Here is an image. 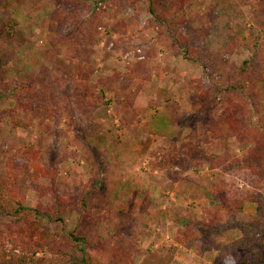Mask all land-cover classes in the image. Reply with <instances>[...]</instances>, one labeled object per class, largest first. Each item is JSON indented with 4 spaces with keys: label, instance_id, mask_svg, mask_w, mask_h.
<instances>
[{
    "label": "rangeland",
    "instance_id": "374dc122",
    "mask_svg": "<svg viewBox=\"0 0 264 264\" xmlns=\"http://www.w3.org/2000/svg\"><path fill=\"white\" fill-rule=\"evenodd\" d=\"M184 9L186 22L173 33L149 25L143 0H0V20H18L13 34L0 21V56L14 79L32 82L49 69L56 75L32 85L26 109L0 99V176L3 150L34 145L68 199L63 221L44 219V228L111 236L132 264H228L225 257L238 258L237 230L208 251L189 239L188 231L205 235L197 223L209 207L203 188L214 179L215 188L242 200L239 218L255 213L248 194L264 198V176L210 163L223 150L203 127L225 105L217 88L240 76L250 54L239 42L251 27L264 36V13L254 17L249 0H186ZM186 44L225 51L228 60L195 63L183 56ZM234 99L264 126V85ZM230 146L240 157L244 147ZM85 186L93 190L89 214L69 201ZM27 200L49 205L54 197L30 191ZM12 222L0 215V231ZM257 227L264 230V218ZM10 247L0 237V264H16Z\"/></svg>",
    "mask_w": 264,
    "mask_h": 264
},
{
    "label": "trees",
    "instance_id": "16d2710c",
    "mask_svg": "<svg viewBox=\"0 0 264 264\" xmlns=\"http://www.w3.org/2000/svg\"><path fill=\"white\" fill-rule=\"evenodd\" d=\"M249 1L254 17L257 12L264 13V0ZM143 3L149 14V25H164L169 31L177 33L178 26L186 22V0H143ZM0 21L7 34H13L18 27V20L11 15H4ZM181 38L178 34L177 39ZM239 44L250 54L239 64L240 76L217 88L225 105L219 113H209L203 121V127L206 132L218 137L223 150L211 153L210 163L222 168L245 169L251 175L262 178L264 126L252 123L249 109L235 100L234 94L249 87L264 85V36L260 30L251 27ZM183 52L185 58L195 63H199L203 57L208 65L216 64L218 59L226 62L229 56L219 49L213 51L206 46L193 49L187 44L183 46ZM81 71H78L80 79L83 78ZM55 76L54 71L49 69L32 82L16 81L11 68L3 64L0 56V99L9 100L14 110L22 107L26 109L33 92L32 85L43 84L46 79ZM20 120L18 116L14 118V122ZM232 140L244 147L240 157L232 155ZM3 154L0 215L12 218L13 222L0 231V237L9 240L10 248L16 253V264H132L131 253L115 245L111 236H88L86 227H62L56 232L45 229L44 219L63 221L62 213L68 200L57 192L52 168L47 169L38 162L37 149L32 144L22 145L12 152L3 150ZM44 179L47 182H43ZM213 181L203 188L209 207L204 217L197 222L205 235L188 231L191 245L199 247V251L211 250L217 238L223 237L225 231L235 229L239 232V236L233 240L238 258L225 257L224 261L228 264H264V230L257 227L258 221L264 218V198L259 194H248L249 201L255 203V213L239 218L243 210L242 200L215 188L217 185ZM30 191L39 197L50 193L54 201L49 205L41 202L31 204L27 200ZM92 196L93 190L85 186L69 201L89 214ZM39 251L44 254L37 256Z\"/></svg>",
    "mask_w": 264,
    "mask_h": 264
}]
</instances>
